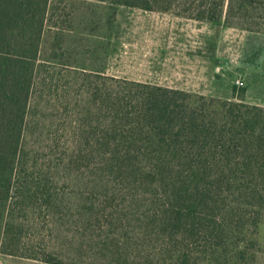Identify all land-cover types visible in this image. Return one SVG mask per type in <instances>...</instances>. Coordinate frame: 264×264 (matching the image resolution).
<instances>
[{
    "label": "trees",
    "instance_id": "1",
    "mask_svg": "<svg viewBox=\"0 0 264 264\" xmlns=\"http://www.w3.org/2000/svg\"><path fill=\"white\" fill-rule=\"evenodd\" d=\"M101 1L264 32V0ZM56 3L0 0V218L6 215L4 254L13 255L20 249V218L44 209L49 215L56 214L61 204L53 190L55 177L35 171L23 136L29 127L27 96L43 66L39 60L47 29H57L54 38L62 45V14L57 12ZM52 58L57 59L55 51ZM132 84L136 90L127 93L93 88L91 112L106 109L107 114L98 130L76 140L69 151L80 155L97 152L105 165L140 170L166 183L157 184L151 198L155 207L145 214L154 222L160 243L157 258L151 262L147 256L148 264H248L255 257L248 253L249 242L264 212V107ZM223 186L241 201L222 203ZM249 198L262 202L255 204ZM251 211L258 215H250ZM122 238L128 241L127 236ZM112 250L117 264H129L130 256L123 248ZM53 251L43 257H28L64 264Z\"/></svg>",
    "mask_w": 264,
    "mask_h": 264
},
{
    "label": "rangeland",
    "instance_id": "2",
    "mask_svg": "<svg viewBox=\"0 0 264 264\" xmlns=\"http://www.w3.org/2000/svg\"><path fill=\"white\" fill-rule=\"evenodd\" d=\"M56 6L62 14V45L54 38L57 29H47L39 60L43 66L27 96L29 127L23 136L35 171L55 177L53 190L61 204L56 214L31 211L17 221L22 242L13 255L1 252L3 215L0 264H51L28 256L53 250L64 264H117L116 246L130 256L129 264H148L147 256L151 262L157 258L160 243L145 214L155 207L151 198L157 184L166 183L140 170L105 165L97 152L69 151L76 140L98 130L107 114L106 109L91 112L90 92L100 87L127 93L136 90L132 82H139L264 107V32L101 0H57ZM106 59L110 72L102 67ZM223 187L222 203L241 201ZM251 238L248 253L255 257L248 264H264V212Z\"/></svg>",
    "mask_w": 264,
    "mask_h": 264
},
{
    "label": "crops",
    "instance_id": "3",
    "mask_svg": "<svg viewBox=\"0 0 264 264\" xmlns=\"http://www.w3.org/2000/svg\"><path fill=\"white\" fill-rule=\"evenodd\" d=\"M161 59H159L158 60V62L156 63V65H158V67H161ZM152 62V61H151ZM109 63H110V59H106V60H104V62H103V65H102V67L104 68V70L105 71H107V72H110V67H108L109 66ZM150 83V82H149ZM190 89V88H189ZM194 89V88H193ZM173 90H180V91H186V90H183V89H180V88H175V89H173Z\"/></svg>",
    "mask_w": 264,
    "mask_h": 264
}]
</instances>
